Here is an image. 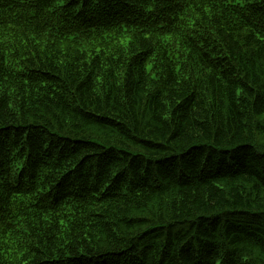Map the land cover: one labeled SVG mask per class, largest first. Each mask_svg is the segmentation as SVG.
Listing matches in <instances>:
<instances>
[{
  "label": "trees",
  "instance_id": "trees-1",
  "mask_svg": "<svg viewBox=\"0 0 264 264\" xmlns=\"http://www.w3.org/2000/svg\"><path fill=\"white\" fill-rule=\"evenodd\" d=\"M0 264H264V0H0Z\"/></svg>",
  "mask_w": 264,
  "mask_h": 264
}]
</instances>
